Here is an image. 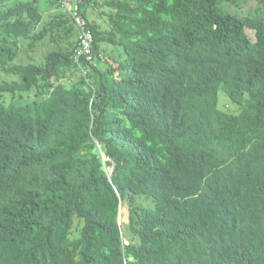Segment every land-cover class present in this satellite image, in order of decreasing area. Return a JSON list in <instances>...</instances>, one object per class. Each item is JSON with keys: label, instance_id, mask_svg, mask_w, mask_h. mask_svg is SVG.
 <instances>
[{"label": "trees", "instance_id": "trees-1", "mask_svg": "<svg viewBox=\"0 0 264 264\" xmlns=\"http://www.w3.org/2000/svg\"><path fill=\"white\" fill-rule=\"evenodd\" d=\"M14 1L0 264H264V0Z\"/></svg>", "mask_w": 264, "mask_h": 264}, {"label": "built area", "instance_id": "built-area-1", "mask_svg": "<svg viewBox=\"0 0 264 264\" xmlns=\"http://www.w3.org/2000/svg\"><path fill=\"white\" fill-rule=\"evenodd\" d=\"M78 1L80 0H64L61 5L68 13H70L74 17L75 23L80 27H83L85 22L80 17L79 13H77L76 7H74V5L76 6V4L78 3ZM81 38H82L81 44L83 47V51L87 54L89 53L88 43L90 40H92L90 32L86 31ZM83 51H80L79 53L81 54Z\"/></svg>", "mask_w": 264, "mask_h": 264}, {"label": "rangeland", "instance_id": "rangeland-1", "mask_svg": "<svg viewBox=\"0 0 264 264\" xmlns=\"http://www.w3.org/2000/svg\"><path fill=\"white\" fill-rule=\"evenodd\" d=\"M13 2H16V1L12 0V2H10L7 6L11 5ZM53 13H55L54 8H52L48 12V16H49V14H53ZM22 50H25V49H22ZM218 100H219V102H218L219 107L226 108L229 113L238 112L239 109L237 108V106L234 104H230L229 100L227 99L225 94L222 92V90H220L218 92ZM121 214H122V216H121L122 222H124V223L127 222V210L125 208H122Z\"/></svg>", "mask_w": 264, "mask_h": 264}, {"label": "clouds", "instance_id": "clouds-1", "mask_svg": "<svg viewBox=\"0 0 264 264\" xmlns=\"http://www.w3.org/2000/svg\"><path fill=\"white\" fill-rule=\"evenodd\" d=\"M74 7H76L75 5H74ZM79 15H80V13H79ZM80 17H81V15H80ZM82 18V17H81ZM91 37H93L92 35H91ZM98 150H99V152H100V148L98 147ZM103 160H104V157H103ZM110 175V173H108V176ZM121 210V209H120ZM121 221V220H120Z\"/></svg>", "mask_w": 264, "mask_h": 264}, {"label": "water", "instance_id": "water-1", "mask_svg": "<svg viewBox=\"0 0 264 264\" xmlns=\"http://www.w3.org/2000/svg\"><path fill=\"white\" fill-rule=\"evenodd\" d=\"M73 6V4H72ZM99 151V150H98ZM120 214H121V210L119 209V216H118V219L120 220Z\"/></svg>", "mask_w": 264, "mask_h": 264}]
</instances>
